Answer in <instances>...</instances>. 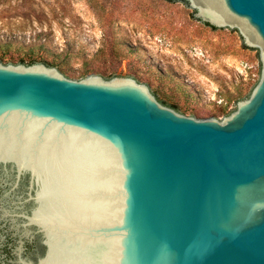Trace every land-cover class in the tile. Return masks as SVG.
I'll return each mask as SVG.
<instances>
[{
    "label": "water",
    "instance_id": "obj_1",
    "mask_svg": "<svg viewBox=\"0 0 264 264\" xmlns=\"http://www.w3.org/2000/svg\"><path fill=\"white\" fill-rule=\"evenodd\" d=\"M261 77L223 121L130 77L0 63V264H264V0H167Z\"/></svg>",
    "mask_w": 264,
    "mask_h": 264
},
{
    "label": "rangeland",
    "instance_id": "obj_2",
    "mask_svg": "<svg viewBox=\"0 0 264 264\" xmlns=\"http://www.w3.org/2000/svg\"><path fill=\"white\" fill-rule=\"evenodd\" d=\"M32 57L74 80L134 78L177 112L220 121L262 69L240 32H220L190 3L0 0V63L29 65Z\"/></svg>",
    "mask_w": 264,
    "mask_h": 264
},
{
    "label": "trees",
    "instance_id": "obj_3",
    "mask_svg": "<svg viewBox=\"0 0 264 264\" xmlns=\"http://www.w3.org/2000/svg\"><path fill=\"white\" fill-rule=\"evenodd\" d=\"M22 62H23V60H22ZM36 62H40V61H37V59H35L34 57H32L31 58V63L29 64V65H31V64H35ZM41 62H45L46 64H48V65H55L54 63H49V62H47V61H41ZM52 67V66H51ZM249 96V95H248ZM172 108H175V106H171Z\"/></svg>",
    "mask_w": 264,
    "mask_h": 264
}]
</instances>
